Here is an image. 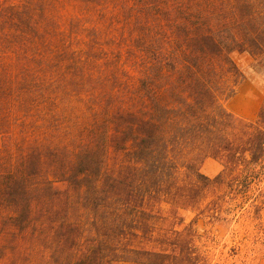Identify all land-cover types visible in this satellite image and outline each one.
Listing matches in <instances>:
<instances>
[{
    "label": "trees",
    "instance_id": "obj_1",
    "mask_svg": "<svg viewBox=\"0 0 264 264\" xmlns=\"http://www.w3.org/2000/svg\"><path fill=\"white\" fill-rule=\"evenodd\" d=\"M233 53L264 65V0H0V264H210L197 216L264 175Z\"/></svg>",
    "mask_w": 264,
    "mask_h": 264
},
{
    "label": "rangeland",
    "instance_id": "obj_2",
    "mask_svg": "<svg viewBox=\"0 0 264 264\" xmlns=\"http://www.w3.org/2000/svg\"><path fill=\"white\" fill-rule=\"evenodd\" d=\"M73 11L68 7L67 13ZM232 59L242 72L243 79L237 82L232 95L223 101V106L234 117L253 121L264 100V65H258L246 54L233 53ZM221 170V163L212 158L204 159L200 166V172L209 178ZM214 196L220 198L222 192L209 194L200 209L205 208ZM260 202L264 205V175L252 185L245 197L228 201V204L222 203L225 221H209L204 214L197 216L196 244L210 264H264V211L258 218L251 206ZM178 213L183 224H187L198 212L180 210ZM35 263L36 258L30 257L21 264Z\"/></svg>",
    "mask_w": 264,
    "mask_h": 264
}]
</instances>
